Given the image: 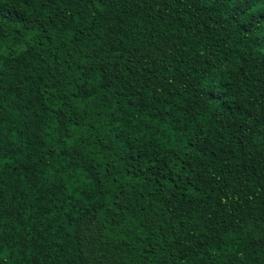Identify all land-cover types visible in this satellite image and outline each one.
I'll use <instances>...</instances> for the list:
<instances>
[{
	"label": "trees",
	"instance_id": "1",
	"mask_svg": "<svg viewBox=\"0 0 264 264\" xmlns=\"http://www.w3.org/2000/svg\"><path fill=\"white\" fill-rule=\"evenodd\" d=\"M0 264H264V0H0Z\"/></svg>",
	"mask_w": 264,
	"mask_h": 264
}]
</instances>
